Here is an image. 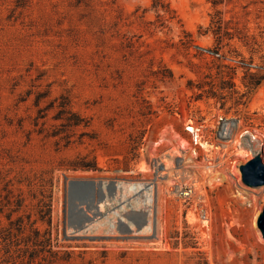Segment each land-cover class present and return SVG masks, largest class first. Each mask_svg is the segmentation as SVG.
<instances>
[{
	"label": "rangeland",
	"instance_id": "obj_1",
	"mask_svg": "<svg viewBox=\"0 0 264 264\" xmlns=\"http://www.w3.org/2000/svg\"><path fill=\"white\" fill-rule=\"evenodd\" d=\"M164 2L0 0V264H264V0Z\"/></svg>",
	"mask_w": 264,
	"mask_h": 264
},
{
	"label": "trees",
	"instance_id": "obj_2",
	"mask_svg": "<svg viewBox=\"0 0 264 264\" xmlns=\"http://www.w3.org/2000/svg\"><path fill=\"white\" fill-rule=\"evenodd\" d=\"M155 9H159V7H162L164 9V11L168 12V13H174V9H170L168 4H166L164 2V0H153V5H152ZM171 17H174V14L171 15ZM199 95H202L199 94ZM65 111V108H62L61 109V112H64ZM73 117H69L68 118V123L70 124H75V125H79L81 123V118L80 116H78L77 114H74L73 112ZM89 183L87 181H81L79 182L78 184H75L74 185V188H77V187H86ZM39 214H40V219L41 220H45L47 219L48 223L50 224L51 222V218L49 216L50 214V202H43L41 204V207L39 208ZM47 233H48V230H47Z\"/></svg>",
	"mask_w": 264,
	"mask_h": 264
},
{
	"label": "water",
	"instance_id": "obj_3",
	"mask_svg": "<svg viewBox=\"0 0 264 264\" xmlns=\"http://www.w3.org/2000/svg\"><path fill=\"white\" fill-rule=\"evenodd\" d=\"M258 184L259 185L264 184V177L261 180H259Z\"/></svg>",
	"mask_w": 264,
	"mask_h": 264
},
{
	"label": "bare ground",
	"instance_id": "obj_4",
	"mask_svg": "<svg viewBox=\"0 0 264 264\" xmlns=\"http://www.w3.org/2000/svg\"><path fill=\"white\" fill-rule=\"evenodd\" d=\"M191 129H192L193 131H196L194 127H191Z\"/></svg>",
	"mask_w": 264,
	"mask_h": 264
}]
</instances>
